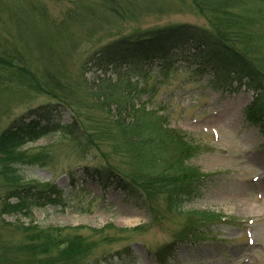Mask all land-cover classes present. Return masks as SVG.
<instances>
[{
    "label": "rangeland",
    "instance_id": "374dc122",
    "mask_svg": "<svg viewBox=\"0 0 264 264\" xmlns=\"http://www.w3.org/2000/svg\"><path fill=\"white\" fill-rule=\"evenodd\" d=\"M202 1L206 0H0V136L8 132L12 120L28 110L57 101L70 104L82 117L91 113L108 119L104 124L106 128L109 125L116 134H120V130L126 133L129 118L135 116L130 114V108L125 111L124 104L116 107L113 100L97 98L107 83L99 79L95 70L88 71L90 64L86 66L87 61L101 46L139 31L177 24L208 27L204 15L217 16L214 19L218 25L226 23L221 17L225 13L244 17L245 12L234 6L225 13L214 12ZM254 9L255 14H251L248 21L255 24L247 30L250 37L261 32L257 23L258 26L264 24L262 14L257 12L258 4H254ZM240 37L242 43L236 41L240 45L237 49L241 50L245 45L252 47L258 52L259 63L262 62L264 41ZM181 66L188 72L171 77V89L161 87L157 103L161 101L165 105L163 110L170 129L187 132L184 134L186 140L197 146V154L190 163L204 172L214 173L205 193L189 202L183 210L216 212L225 222L211 227L212 232L207 233L199 244L176 247V258L171 264H264V191L260 183L251 182L254 175L264 178V148L257 143L260 142L258 131L237 127L242 124L240 111L251 101L250 95L225 93L231 87L221 88L222 84L212 75L210 65H203L204 72L200 74L192 73L198 64L187 66L184 63ZM20 71L24 74L31 72L32 79L39 82L41 88L30 90L12 81ZM91 86H94L93 90ZM69 119L70 113L61 108L52 121L58 126L67 124ZM82 122L89 126L84 119ZM125 123L126 128H122ZM153 128H157V124L154 123ZM135 139H130L131 144ZM121 142L104 136L98 145L102 150L99 152L101 156L98 154V163H112L131 172L143 171L141 156L135 157L131 145L125 147ZM165 149L169 150L170 145ZM151 150L152 142L146 146V153L152 157ZM22 153L48 160L43 170L37 167L24 170L23 178L55 181L66 194L72 195L66 199L65 208L35 210L27 214L28 219L0 213V264L45 263L52 259L40 256L32 260L36 248L45 241L35 242V235L25 236L17 231L14 222L18 220L24 223L32 220L41 230H59L56 239L75 233L92 237V231L98 232L105 226H110L104 230L108 233H113L114 227L141 226L143 234L127 235L131 242L103 247L112 252L113 264L124 261L128 264H156L154 253L171 243L181 228L182 219L172 216H166L153 226L146 225V214L122 204L120 195L112 192L101 195L95 184L89 182L78 181L76 184L67 171L82 161L83 156L62 134L52 133L27 145ZM158 154L161 175H164L169 170L167 164H174L175 158L172 153ZM81 188L90 194L76 195ZM260 204L263 208L256 213L244 207H258ZM88 205L89 209L85 210ZM161 209L164 210L163 202ZM134 220L137 223L130 222ZM125 246L131 252L130 257L122 254Z\"/></svg>",
    "mask_w": 264,
    "mask_h": 264
},
{
    "label": "trees",
    "instance_id": "16d2710c",
    "mask_svg": "<svg viewBox=\"0 0 264 264\" xmlns=\"http://www.w3.org/2000/svg\"><path fill=\"white\" fill-rule=\"evenodd\" d=\"M258 1L259 0H214L213 2L212 0H206L202 1L201 3H206V7H212V9L215 10L214 12L223 11L225 13L230 11L232 6H234L236 9H239L240 12H245V18L238 14L237 16L233 14L229 15L227 13L223 14L221 17L226 20V23L224 24L221 22V24H224L222 27L226 29L220 27L215 22L214 18H218L217 16L207 17L203 14L208 18L207 20L213 27V30H216L226 39L232 40L236 46L240 47L238 42H236L239 38H236L234 35H232L233 33H229L227 29L233 30L235 33L241 32L246 37L247 29L245 27L248 26L250 28L252 25H255H250L248 21L251 17V14H255V9L253 7L254 3ZM256 19L257 17L255 16L254 20ZM262 32L263 34H261L260 37H264V29ZM182 33L183 28L178 27L167 28L165 30L159 29L156 30V32H149L141 38H128L115 45H109L102 48L98 53L95 54L98 57L96 59L98 63L96 67L98 70L105 72L108 69H112L113 65H118L120 63H116V61L122 59L123 54H125L124 52L138 53L141 51L148 55L161 49L166 41L169 40L167 38L171 39L173 37H180L184 35ZM26 70L27 69H25V71ZM25 73L28 74V72ZM26 74H24V71H20L19 74H17L18 76L16 75V78H14L12 81L19 84V86L23 88L30 90H35V88L40 89V83L32 79L31 72H29L28 75ZM6 81L8 82V80ZM95 83L96 82L94 81L93 85H95ZM105 84V88L102 89L97 98L106 101L113 100L112 102L115 103L113 106L116 105V107L124 104L126 112L127 108L131 109L130 114L132 113L131 115L135 117L129 118L130 122L127 124L128 131L125 133L124 131L122 132L120 129H118L120 130V134H116L112 132L109 125L108 128L105 127L104 124L108 122V119L99 118L95 116V114L93 115L91 113H87L82 117V115L77 114L75 111L73 112L75 120L70 126L64 128V135L69 136V141L73 146L76 144V147L78 148H86L95 152L102 151L98 148V145L104 136L113 140L117 139L122 141L121 144L125 147L131 145L134 150L133 152L135 157L141 156L140 166L143 171H135L134 173H131L129 177L144 187L148 185L151 191L162 192L163 196L171 198L170 201L177 204L180 201V194L182 192H188L185 191V188H183L185 184L182 183V186L177 185V180L182 177V173H188L185 168L178 167V165L181 166V161L176 162L175 166L174 164L170 163V170H174L176 172V165L177 168H179L177 169L178 176L175 177L173 181L170 180V176L167 178H161L163 175L155 173V170H158L159 166L161 165L159 164L156 157L157 155H160L158 153L167 152L169 155L170 151L165 149V147L167 148L169 143H171L173 146L176 145L174 144L173 136L158 126L157 128H153L154 123L148 114L144 117L142 116L144 112L141 111L140 113L138 110L135 111V107L132 104V100L130 98L131 93L128 88L121 86L118 87L116 85L113 86V84L108 82H105ZM91 87V90H93L94 86ZM63 88L66 87L63 86ZM96 91L99 92V90ZM59 102L63 103L62 101ZM108 103L110 104V102ZM259 108L264 126V94L259 99ZM40 113V118L46 120V118H44L42 115L44 112L40 111ZM79 119L82 125L77 124ZM82 119L89 123V126H86V124L84 125L85 122L83 123ZM121 127L126 128V123L122 124ZM37 129H39L38 123L33 127H27L20 123L17 126L11 127L8 132L0 136V189H2L0 192V213L4 216L16 215L20 216V218L28 219L30 216L27 214L31 209L42 207L45 205V203H52L51 198L53 193H55V189L53 187H51L49 184H36L35 182H30V180H26L22 176V173L25 169L36 166V164L41 165L48 162L46 159L43 161L40 158L42 156H29L22 153V149L28 143L37 141L45 135L46 129ZM133 137L136 139L134 142L132 141L131 144L130 139ZM150 142H152L151 152L154 155L152 157L149 155V153H146V146H148ZM146 171H149V173ZM137 175L138 180L135 177ZM42 198L44 200H42ZM14 223L16 230L21 234L25 236L35 235V239H33V241H45L36 248L31 256L32 260L40 258V256H46L52 259L45 263H38V261H34L33 264H77L80 262V260L85 258V255L93 253L97 246L104 244L103 235L101 233H92V237L70 234L65 238L61 237L60 239H56L57 234L60 232L59 230H41L37 225H33L32 220L28 221L27 223L20 222L18 220Z\"/></svg>",
    "mask_w": 264,
    "mask_h": 264
},
{
    "label": "bare ground",
    "instance_id": "6f19581e",
    "mask_svg": "<svg viewBox=\"0 0 264 264\" xmlns=\"http://www.w3.org/2000/svg\"><path fill=\"white\" fill-rule=\"evenodd\" d=\"M244 207H245L246 210H249V211H251L252 213H254V212L256 213V212H258V209H259V208H261V209L263 208V205L258 206V207H256V206L252 207V206L245 205ZM130 222H132V223H137L136 220H134V221H130Z\"/></svg>",
    "mask_w": 264,
    "mask_h": 264
}]
</instances>
